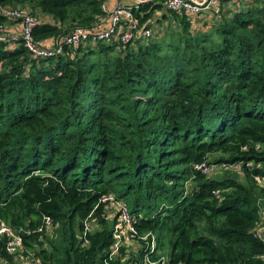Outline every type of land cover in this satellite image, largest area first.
<instances>
[{
    "label": "trees",
    "instance_id": "obj_1",
    "mask_svg": "<svg viewBox=\"0 0 264 264\" xmlns=\"http://www.w3.org/2000/svg\"><path fill=\"white\" fill-rule=\"evenodd\" d=\"M109 1L0 0L38 19L36 48H62L34 56L17 35L0 40V223L34 231L22 256L42 264H264V0H226L204 20L170 10L162 33L127 44L60 41L106 19ZM160 8L142 3L135 19ZM15 23L0 12L6 32ZM214 154L243 168L195 170ZM231 172L245 182L216 176ZM108 194L137 231V249L112 259ZM44 217L53 229L36 232Z\"/></svg>",
    "mask_w": 264,
    "mask_h": 264
},
{
    "label": "built area",
    "instance_id": "obj_2",
    "mask_svg": "<svg viewBox=\"0 0 264 264\" xmlns=\"http://www.w3.org/2000/svg\"><path fill=\"white\" fill-rule=\"evenodd\" d=\"M226 0H163V5L171 11L178 14L186 13L188 15L196 16L202 19L210 18V15L216 16L220 12V6ZM233 1V0H232ZM140 7L138 0H132L129 4L119 2L110 8L108 17L102 20L98 25H94L87 29H75L69 34L65 35L60 41L68 47L78 45L81 42H86L90 39L93 42L104 40H117L121 44H127L133 39H148L152 35V26L139 25L138 20L135 19V10ZM1 14L9 20H19V34H16L23 39L25 46L31 51L34 56H48L52 54L62 53V48L57 46L54 50L49 51L43 48H36L32 43V30L38 23V19L31 15L30 12L22 7H10L0 8ZM151 21H148V23ZM4 26H0V40H6L10 35L4 30ZM251 165V163H247ZM195 170L205 175H211L218 171L227 170H240L243 168V164L239 162H214L204 161L202 163L194 165ZM218 194V191L215 192ZM99 202L105 204V213L108 207L114 208L115 223L113 225V243L111 244L107 253L108 259L114 258L119 248L124 242L128 241L137 235L136 228L134 226V220L129 213L126 203L122 199H117L114 194H108L102 196ZM263 218V219H262ZM262 223L254 229V236L259 237L264 241V217L262 216ZM53 229L52 220L50 217L43 218V224L36 229V232L49 233ZM90 230L88 222L84 224L83 237ZM22 232V233H21ZM30 230H14L4 223H0V238L4 237V249L5 251L15 258V260L23 259L28 264H42L38 259L30 257V255L22 256L24 249V234H30ZM143 238L149 237V233L142 235ZM85 239V238H84ZM39 240H41L39 238ZM85 242L87 240L85 239ZM151 251L155 250L154 240L151 239L150 243ZM160 254V253H159ZM264 258V254L262 255ZM158 260L145 259L144 264H168L167 256L160 254ZM107 264V261H105ZM0 264H9L6 257L0 255Z\"/></svg>",
    "mask_w": 264,
    "mask_h": 264
},
{
    "label": "crops",
    "instance_id": "obj_3",
    "mask_svg": "<svg viewBox=\"0 0 264 264\" xmlns=\"http://www.w3.org/2000/svg\"><path fill=\"white\" fill-rule=\"evenodd\" d=\"M132 0H110L109 1V7H113L115 4L119 3V2H124V3H130ZM140 2V4L145 3V2H153L154 4H159L161 5V8L158 10H155L153 16L151 17V19L149 21L147 26H152V28H154L156 31H160L162 33L161 30L164 29L165 25L167 24V20L169 17V11L164 5H163V0H138ZM197 1H202V0H197ZM230 4H232L233 6H238L243 4V2L241 0H230ZM208 18V17H207ZM204 20V19H203ZM6 30L7 33L12 36V35H16L19 34V24H7L6 25Z\"/></svg>",
    "mask_w": 264,
    "mask_h": 264
},
{
    "label": "rangeland",
    "instance_id": "obj_4",
    "mask_svg": "<svg viewBox=\"0 0 264 264\" xmlns=\"http://www.w3.org/2000/svg\"><path fill=\"white\" fill-rule=\"evenodd\" d=\"M242 2H244V1H247V0H241ZM219 156H222L221 154H214L213 156H211L210 157V160H214V159H216L217 157H219ZM242 172H231V173H223V174H218V175H216L217 177H221V176H224V175H227V174H231V175H233L234 177H236L239 181H241V182H245V177H244V174L242 173ZM114 213H115V211H114V208H112V207H108L107 209H106V213H105V215H106V218L108 219V222H112L115 218V216H114ZM94 224V223H93ZM94 226V225H93ZM94 228V227H93ZM123 245H125L126 246V249H127V252H129V251H133V250H135V249H137V247H136V245H135V243H133V240H132V238H130L128 241H126V242H124L123 243ZM129 253H131V252H129ZM16 264H28L25 260H23V259H18L17 261H16Z\"/></svg>",
    "mask_w": 264,
    "mask_h": 264
}]
</instances>
